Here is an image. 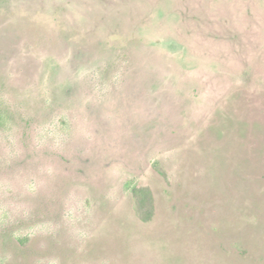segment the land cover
<instances>
[{
    "label": "rangeland",
    "instance_id": "374dc122",
    "mask_svg": "<svg viewBox=\"0 0 264 264\" xmlns=\"http://www.w3.org/2000/svg\"><path fill=\"white\" fill-rule=\"evenodd\" d=\"M0 264H264V0H0Z\"/></svg>",
    "mask_w": 264,
    "mask_h": 264
},
{
    "label": "trees",
    "instance_id": "16d2710c",
    "mask_svg": "<svg viewBox=\"0 0 264 264\" xmlns=\"http://www.w3.org/2000/svg\"><path fill=\"white\" fill-rule=\"evenodd\" d=\"M139 197V207L142 212V216L145 218H149L152 212V200H151V192L148 189H139L136 191Z\"/></svg>",
    "mask_w": 264,
    "mask_h": 264
}]
</instances>
